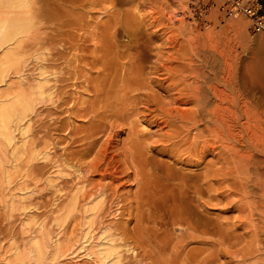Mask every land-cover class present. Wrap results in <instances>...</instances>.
Listing matches in <instances>:
<instances>
[{
	"label": "rangeland",
	"instance_id": "1",
	"mask_svg": "<svg viewBox=\"0 0 264 264\" xmlns=\"http://www.w3.org/2000/svg\"><path fill=\"white\" fill-rule=\"evenodd\" d=\"M261 1L264 4V0ZM113 3L115 4L116 0L114 2L112 0H48L46 15L49 20L47 25V33L49 32L47 38H49L42 42L44 44L40 43L24 51L25 61L20 67L18 76L12 75L8 82L0 87L2 96L7 97L5 94H8L7 98H10L15 93L34 91V87L37 88L41 84L43 90L46 89L47 95L45 97L47 100L37 102L35 112L33 111L35 114L32 113L29 122L24 123L23 131H21L23 133L15 134L21 151L24 147L22 152L24 158L21 157V162L13 165L9 160L10 155L7 154L2 159L3 166L0 165V264H8L11 250L20 246V243L21 246L27 243V239L30 241L32 236H29L32 232L34 235L35 231H37L36 235H46L45 232H47L48 237L50 233L49 238L52 240L55 238L53 242L56 241V244L59 240L58 244L62 247V257L56 258L60 263L58 260L52 262L50 259L47 264H105L94 253V246L100 242L101 232L109 235L108 239H111V243L113 241L112 244L117 247L120 256L117 264H139L140 258L137 259L128 248L133 245L139 247L141 241L142 243L145 241L144 245L142 244L145 246L150 238L157 239L159 234L156 236V233L155 235L151 233L156 237L147 234L151 227L147 223L149 220L146 215L153 204L149 207V204L143 200L146 203L144 206L142 200L136 199L138 194L136 191L140 189L137 186L139 182L135 174L145 169L140 166V168L143 167L142 170L136 171L139 156L135 158L136 154L133 152L137 150H140L147 159L154 158L157 165L153 164L151 167L160 166V169H166L164 164L166 163L173 166L174 168L171 169L178 173H190L188 174L190 176L192 173L201 174L199 184L201 186L206 184L205 188L207 187L208 191L203 197L201 196L202 198L196 197L198 201L196 199L193 203L199 202V204L197 203L198 208L196 206L194 208L199 210V206L203 205V207L200 206L199 212L204 213L207 210L203 215L206 216L208 213L207 217L210 216L209 219L213 223L220 222L214 223L215 225L218 223V225L222 224L223 228L236 229L237 235L241 232L245 236L249 234L240 227L239 222H242V225L249 224L243 223L244 217H249V214H253L254 211L246 209H244L246 211H240L239 207L245 203L241 200L248 202L251 197L248 198L245 195L246 198H242L243 195L240 197V194H237L240 189L235 186L236 183L229 187L230 182L232 184L231 180L235 179L231 176L226 177L227 171L222 169L226 166L223 167L224 163L220 162L221 160L216 161L219 158H216V152H218L214 147L216 143L214 146L211 144L215 142L212 141L213 137L206 134L209 136L204 135L201 140V136L199 138L196 136L198 139L196 142L193 136L197 131L192 132L193 130L188 127L190 132L186 130L184 125L189 123H185L181 116L176 114V110L188 114L198 112V104L191 100H194L193 95L198 87V90H203L207 94H210V88L218 87L219 91L222 90L225 95L230 93L228 95L231 96V85H234L237 73L243 70L250 57L254 56L258 61L255 63L259 66L264 62V43H262L264 32L252 35L251 23L245 17L225 18L220 13V3L217 0L213 1L215 6L213 5L209 11H201L189 0H124L123 5L120 6ZM262 14H264V8H262ZM49 28L52 29L49 31ZM144 47L146 53L143 51ZM141 48H143L142 51H140ZM138 51L141 55H146V60L142 61L137 54ZM254 58H252L253 63ZM210 100L211 103L214 101L212 98ZM230 100L225 102L226 107H231ZM241 106L243 107V104L239 101L237 108ZM131 111L137 114L133 115ZM129 112L133 115L132 117ZM125 115L129 119H124L128 120L127 122L122 117L127 118ZM91 119H94L93 123ZM94 122L98 123V127ZM168 122L175 125L169 126ZM102 123L106 124L105 130L108 125L113 129L108 126L103 132V125H99ZM90 124L96 127L93 125L89 127ZM100 126L101 132L99 129L96 131L101 134L92 129ZM88 128L90 132L87 131ZM91 132L96 133L97 136ZM88 133L92 134L91 137L95 135L93 140L91 139L92 142L89 140L91 137ZM176 133L177 135H174ZM187 139L190 142H187ZM207 140L208 142L205 143ZM122 143L127 145L125 152L120 148ZM89 144L93 145L89 147ZM208 144L213 146L208 149H212L215 155L208 149L201 150ZM129 152L135 154L133 158L138 161L137 163L135 161L136 164L133 163L132 158V162H129L131 155ZM108 162L112 163L111 166ZM103 163L106 164L105 167H108L105 168ZM124 164L133 167L132 170L131 167H128V170ZM16 165L17 167H14ZM97 167L103 169L98 168L97 172L95 170ZM109 167L112 170L118 167L116 169L118 174L115 173L116 180L115 177L113 179L102 178V175L100 177L99 171L103 172ZM146 174L145 172L144 175ZM203 176L205 184L202 181ZM137 177L139 178V175ZM142 177L140 178L144 180L148 176ZM225 179L227 182L224 181ZM142 180L141 184H143ZM232 187L238 190L232 191L236 192L235 194L228 192L230 188L232 190ZM239 192L242 194L241 191ZM83 194L91 196L92 199H89L90 201L87 199L86 203L80 199L82 202L80 205L79 201V210L95 207L96 212H88L86 215L78 210L70 220H67V224L62 226L56 223L70 197L75 195L82 197ZM135 195L136 198H134ZM228 203L229 206H226ZM139 214L142 217L145 216L147 219L140 217L147 221L139 218ZM236 216H239L240 220L235 219ZM241 216H244L242 221ZM88 222L91 224L92 231L90 237L86 238V242H83ZM146 223L149 228L145 226ZM138 227L148 228L147 231L145 230L146 234L144 232L147 238L135 233ZM178 228L176 226L175 229L172 228L173 230L169 229L174 233L172 232L168 238L164 234L167 235L169 230H165L164 233L161 229H155L154 232L157 230L162 232L159 235L162 237L161 241L168 242L167 244L162 242V245L166 244V248L163 246V251L161 243H158L159 237L156 241L150 239L147 246L137 249L138 256L143 257L146 260L145 263L149 262L148 264L190 263L188 260L191 252L187 250L193 248L190 249L193 251L198 246L201 248L202 245L183 244V237L182 241L177 238L182 231ZM241 228L243 231L240 230ZM54 232H57V235ZM127 232L128 234L132 232L130 236L135 233L138 239L144 238L141 241L139 239L140 242H133L134 240ZM138 232L140 234V231ZM51 233H54L56 237ZM127 237L129 239H126ZM248 237H244L245 242L248 241L246 240ZM216 238L210 239L215 242ZM179 240L183 245H179ZM151 241L154 244H149ZM155 242L161 246L158 247ZM123 244H125L124 247L119 248ZM241 244L245 243H240L239 249ZM214 246L212 244L214 249L220 248V246ZM206 247L212 248L211 244H206ZM234 247L236 249V246ZM156 248L161 249L160 252ZM180 252L183 253L182 256ZM208 254L204 253L201 256L206 257ZM200 257L197 263H200L202 259ZM194 263L195 261L190 264Z\"/></svg>",
	"mask_w": 264,
	"mask_h": 264
},
{
	"label": "bare ground",
	"instance_id": "2",
	"mask_svg": "<svg viewBox=\"0 0 264 264\" xmlns=\"http://www.w3.org/2000/svg\"><path fill=\"white\" fill-rule=\"evenodd\" d=\"M112 1L114 2V0H112ZM123 1L124 0H116V3L120 6V5H123ZM47 2H48V0H0V87L5 85L12 75L18 76V74L20 73V67L25 61L24 51H27V50L35 47L36 45H40V43L47 41L46 40L47 34H49V32L47 33V30H48L47 25H48V21H49L47 18L48 16L46 15L48 12V4H49V3L47 4ZM73 2H72V6L75 5ZM116 3L115 4L113 3V4L116 5ZM69 4H71L70 1H69ZM220 13H222L224 15V17L227 18L225 13L223 11H221V3H220ZM238 17H240V16H238ZM227 19H236V18H227ZM51 29L52 28H49V31ZM137 42H136V44H138ZM128 43H130V42H128ZM262 43H264V41H262ZM262 43H260V44H262ZM42 44H44V43H42ZM145 47H144V49L141 48L140 51H142V49H143V51H145V49L147 48V47L146 48ZM140 51H138L137 54L142 59V61L146 60V55L145 56L141 55ZM145 53H146V51H145ZM143 54H144V52H143ZM25 56H26V54H25ZM252 58H254V56L250 57V60H248L247 63L242 68L243 70H241L240 72L237 73V77L235 79L236 81L234 82V85H231V88H230L231 89V96L228 95L230 93H228V94L226 93L227 95H225V93L222 92V90L219 91L220 89H217L218 87L217 88L216 87L210 88V94H207L205 91L203 92V90H198L199 87L198 88L196 87L197 88V91L195 93L196 96L193 95V93H192L191 95H193V97H195V98H194V100L193 99H191V100L193 102L196 101L194 103L198 104V106H199L198 112H196V114H191V113L188 114L186 112H181L179 110H176V114L180 115L181 119L183 121H185V123H189V124L191 123V125L188 124L189 126L184 125L186 130H189V132H190V129H188V128H191V130H193L192 132L197 131L196 135L193 136V137H195V139L194 138H192V139H194L196 141V139L201 136L200 138L202 140V136L204 137V135H206V134H209L210 136L213 137V138L209 137V138L213 139L212 141H215L211 144H213V146H214V144L216 143L215 144L216 146H214V147L217 148V150H218V152L215 151L217 153L216 154L217 157L216 156H214V157L219 158V160H216V159L215 160L217 162L221 160L220 162H223L224 164H226V165H224L223 163H219L221 165L223 164V167L224 166L227 167V165H228V167H227L228 169L226 167L222 168V169H225L227 171L226 177L231 176L235 180H237V179L240 180V181L234 180L235 181L234 182L233 179L230 178V179H232L231 180L232 184L230 182L231 185L229 184V187H231L232 185H234L236 183L235 186H238L237 188L240 189L239 191H241L242 194L236 189V187H234V189L232 187V190L230 188L231 191L229 190L228 192H231V194L232 193L235 194L238 191L239 193L237 192V194H240V197H241V195H243L242 198L251 197L248 199L249 200L248 202L245 200L244 201L241 200L242 199L241 198L240 200L243 203L244 202L245 203L241 207H239L240 211L241 210H243V211H246V210L252 211L253 210L254 211L253 214L252 213L249 214V217L245 216L246 217L245 218L243 216L245 220L247 219V221H245L243 219V217L241 216V221L244 220L243 223H249V224H245V225L243 224L242 225V222H239V223H241L240 227H243L244 230L249 232V234L245 233V234H248L246 236H249L248 237L249 239L246 238V240H248V241H246V242L244 241L245 240L244 237H246V236L244 235L243 232H241L243 234L240 233L239 235H237V234H235L236 229L234 230V229L223 228L224 226L222 224L218 225V223H220V222H218L216 220L215 221L218 223H217V225H215L216 222H214L215 223L214 224L212 222V220L209 219L210 216L207 217L209 215L208 213L206 216L203 215L207 212V210H206V212L204 211V213L199 212V210L201 209L200 208L201 205L199 206V210L194 208L195 206L196 207L198 206L199 202H197L198 204L193 203V202H195V200L198 198V196L203 197L205 195V192L208 191V188L207 187L205 188L206 184H205L204 176H203L204 180L202 178V181H204L205 185L201 186L199 184V181H200L199 178L201 177L200 176L201 174L198 175L195 173V175H194L192 173L190 176V175H188L190 173H188V174L178 173V172H175L172 170L174 168L173 166L170 165L171 166L170 167L169 164H166L164 162H162V163H164L166 165V167H165L166 169H160L159 168L160 166L151 167V166H153V164L157 165L156 164L157 162L154 161L153 157L150 159H147V157L145 158L144 157L145 155L143 156L141 154L142 152L140 150L133 152L136 154L135 158L137 156H139L138 157L139 160L137 158V160L139 161V164H138L137 163L138 161H136V159L134 160V158H133L135 154H131L132 152L131 153L129 152L131 154V155L129 154L130 155L129 156V158H130L129 162H132L131 160L133 159V163H135V161H136L137 164L136 163L135 164L138 165L137 166L138 169L136 171L139 172L140 170H142L141 168H143V167L145 168L144 170L140 171L138 174L134 173L135 170L132 173H134L136 175L135 178H137L138 182H139L137 184V186L141 190L140 191L137 189V191H136L138 193L137 198H136V195L134 198L142 200L141 202L143 203L144 206L146 205V203H144V201H146L147 204H149V207H151L150 205L153 204V206H152L153 208L151 207V209L148 210V214L146 215V213H145L146 217L150 221V224H149V221L146 220L148 225H150L149 227L152 228V226L154 225L153 226L154 230L155 229H158V230L161 229L165 233L169 229L170 230L175 229L177 226V227H179L178 229L182 230L181 234L179 233L180 236L177 238H179L182 241V237H183V239H184L182 241L183 244L190 243L192 245L193 244L202 245L201 248H198L200 246H198V247L196 246L197 248L193 251H190V249H193V248H190L189 250H187V251L192 253V254L190 253V257L188 260V261H190V263H193L194 261H195V263H197L198 258L202 254L209 253L206 257L201 256L202 259L199 262L202 264H264V62H262V65H261V62H259L261 65V66H259V64H256V63H258L257 59L254 58L256 60V61L254 60V63L256 62L254 64L252 61ZM26 62H27V59H26ZM256 65H258V66L255 67ZM140 66H141V64H140ZM140 69H141V67H140ZM22 70L23 69H21V71ZM213 76H214V80H215L216 74ZM224 81H225V79H224ZM40 85L39 86L37 85L38 86L37 88H35L36 87L35 86L33 89L34 91L27 90L29 92L15 93L10 98H7L8 94H5V95H7V97H5V96H2L3 94L0 93V165L3 164L2 159L7 154L10 155L9 160L11 163H13V165H14V163L16 164L19 161L21 162V157H22V155H24L22 153L24 151L23 150L24 147L22 148V151H21V149H20L21 147H19L20 145L19 146L17 145L18 140L16 139L15 134L17 132L23 131L22 128L25 125L24 123L26 121L29 122L28 120L31 118L30 115L35 110V106H36L37 102L38 101L43 102V100L47 96L46 91H45L46 89L43 90V88H42L43 86H40ZM223 90H224V88H223ZM209 95L211 97H209ZM48 98H49V95H48ZM210 98L214 99V101H212V103L210 102L211 101ZM228 99L229 100L231 99L230 101L232 102V104H231V102H229L231 104V107L225 106V102L229 101ZM45 100H47V99H45ZM192 101H191V103H192ZM239 101L242 102L243 107L242 106H241V108L238 107L239 108L238 109L237 106L239 104ZM180 103L181 102H179V104ZM133 109H134V107H133ZM135 111H137V110H135ZM124 112L126 113V111H123V113ZM127 112H128V110H127ZM129 113H128V115L126 114L128 117L130 116L131 113H133V115H135L134 113L137 114V112H134V111H131L130 114ZM33 114H35V113H33ZM119 115H121V114H119ZM126 115H125V117H127ZM133 115L131 114V117ZM122 117H123V120L128 119V117L127 118H124V116H122ZM196 118H197V120H196ZM91 120H92L91 122L93 123L94 119H91ZM98 120H95V121L99 122ZM128 120H124V121L127 122ZM97 122H94V124ZM169 122H168L169 126L175 125V124L173 125V123L171 124ZM91 125H93V124H90L89 127ZM99 125H103L102 131L105 130L104 129V126L106 125L105 123H102ZM124 125H125V122H124ZM108 126H107V128H108ZM112 126H114V125H112ZM122 126H123V124H122ZM122 126H120V127H122ZM199 126H201V128H199ZM93 127H96V126L93 125ZM97 127H98V123H97ZM157 127H159V126H157ZM100 128H101V126L97 129H95V128H92V129H94L95 131L99 129L101 132ZM107 128H106V130H107ZM109 128L111 129L112 127L109 126ZM94 130H92V131H94ZM87 131L90 132L91 130L88 128ZM105 131H103V132H105ZM179 131L180 130H178V133L181 132V131L180 132ZM96 132H98V134H101L99 131H96ZM21 133H23V132H21ZM91 133H93V132H91ZM91 133H88L89 137L92 136ZM93 134L96 135V133H93ZM113 135L116 136L115 134H113ZM113 135H111V136H113ZM174 135H177V133ZM209 135H206V136H209ZM196 136H197V138H196ZM93 137L89 138V140L91 142L93 140L92 139ZM108 137H109V135H108ZM187 137L189 139L188 135H187ZM188 139H187V142H190V141H188ZM95 141H96V139H95ZM206 142H208V140L205 141V143ZM209 143H210V140H209ZM109 144L111 145V141ZM112 144H113V142H112ZM122 144L123 145L120 146V148L124 152L127 151L126 150L127 145H125V143H122ZM211 144H208L207 146H203L201 150L204 151L205 149L212 148L213 146ZM92 145L93 144H89V147ZM107 145H108V143L106 144V146ZM192 145H194V144H192ZM215 148L213 150H215ZM103 149H105V146ZM103 149H102V151H104ZM108 149H109V146H108ZM121 149H119V150H121ZM128 149H130V148H128ZM201 150H200V153H201ZM208 150H210V149H208ZM123 151H122V153H124ZM210 151H211V153H213L212 149ZM208 153H209V151H208ZM123 155H126V154H123ZM213 155H215V154L213 153ZM211 156H212V154H211ZM22 158H24V157H22ZM31 159H32V157H31ZM151 159H153L151 162H154L152 164L149 161ZM109 162H111V161H109ZM109 162H108V165L111 166L110 164H112V163L109 164ZM105 163L107 164V160L105 161ZM133 163H131V165ZM135 164L132 166H135ZM17 165L14 167H17ZM95 165L97 166V164H95ZM103 165H104V163H103ZM103 165H101V166L103 167ZM105 165H104V167H105ZM163 165H161L162 168H164ZM119 166H120V164H119ZM124 166L127 167V169L129 167L128 164L127 165L124 164ZM140 166H143V167L140 168ZM148 166L151 168H149ZM102 167H97V169H95V170L98 172V168L103 169ZM106 167H108V166H106ZM109 168H111V167H109ZM112 168H113V165H112ZM112 168L110 170L105 169L103 172L100 170L102 172L101 173L99 171L100 177H101V175L103 176L102 178L109 177V178L113 179V177H115L114 179L116 180V175L118 174L116 169H118V167L115 170H112ZM120 168H122V167L120 166ZM132 168L133 167H131L130 169L132 170ZM222 169H220V170H222ZM225 170H224V172H225ZM143 171H144V174H145V172L147 174L146 175L142 174ZM115 173H116V175H115ZM134 174H133V176H135ZM138 175H139V178L137 177ZM142 176H144V177L148 176V177H145V179L142 180V178H143ZM140 177H142V178H140ZM115 180H113V181H115ZM141 180L143 181V184L140 183ZM228 180H229V178H228ZM135 181H137V180H135ZM224 181L227 182L226 179ZM238 181H239V184L237 183ZM240 183H242V184H240ZM204 188L206 189L205 191L203 190ZM227 188H228V186H227ZM227 188H226V190H227ZM233 190H235L236 192L235 193L232 192ZM85 194L87 195V193H85ZM86 195L83 194L82 197H80V195H75L73 197H70V200L68 201L66 207H64L65 209L63 210V213H61V215H60L61 217H59V219L56 218V219H58V221L56 223L63 226L67 222V220H70V218L73 217V215L76 212H78V210L80 209L78 207L81 205L82 201L85 202L87 199L88 200L92 199L91 196H86ZM80 199H82V201H80ZM83 199H85V200H83ZM79 201H80V205H79ZM196 201H198V199ZM87 203H88V201H87ZM192 203H193V205H192ZM194 204H196V205H194ZM206 204L207 203H205V205ZM226 206H229V203ZM232 206H233V204H232ZM98 207L100 208V205ZM98 207H97V209H99ZM143 207H142V209H143ZM146 207L148 208V206H146ZM201 207H203V205ZM234 208H236V207H234ZM234 208L232 209L233 211L235 210ZM202 209H204V208H202ZM244 209H246V210H244ZM144 210L145 209H143V211ZM79 211L81 212L82 209ZM82 212H83V214L88 215L87 214L88 212H90V213L94 212L95 213L96 211H95V207H93L91 209H84L83 208ZM144 212H142V214ZM256 212H257V214H256ZM99 213H100V210H99ZM239 213H241V212H239ZM102 214H104V213H102ZM140 214H141V210H140ZM140 214H139V218L142 217V215H140ZM243 214H245V213H243ZM96 215L98 216L99 214L97 213ZM84 217H87V216H84ZM144 217L145 216H143L142 218L144 219ZM146 217H145V219H147ZM141 219H140V221L143 220V219L142 220ZM235 219H239V216L238 217L236 216ZM85 220H86V218H85ZM143 221H145V220H143ZM251 222H252V224H250ZM147 223L145 224V226L147 225ZM86 225H87V232H85V234H84L85 236H84L83 242H86V238L90 235V233L92 231L91 224L88 222V224H86ZM148 225H147V227H148ZM220 225L222 227H220ZM156 226H157V228H155ZM147 227H146V229H145V227H144V229H143V227L142 228L138 227L139 229H137V232L140 231V234H138L139 232L138 233L135 231L134 232L138 236L139 235L144 236V232L146 234V231L149 228V227L148 228ZM140 228L143 230L142 232H141ZM151 228H149V231H147V234L149 233L150 235H152V237H156L157 234L160 235L161 231L157 232L158 231L157 230L154 232V230L152 228V230H153V232H152ZM243 229L241 228L240 230L243 231ZM170 230L168 232H171ZM35 232H37V231H35ZM35 232H34V235L37 234ZM168 232H167V235H166V233L164 234L167 238L169 237L170 234L172 235L173 231L171 233H168ZM45 233L47 235V232H45ZM54 233L53 234L51 233V234L54 235ZM131 233H129V234H131ZM135 233L133 236L131 235L133 237L132 238L127 232V234L130 236V238L134 240V241L132 240L133 242L139 241V239H140V237L138 239L135 236L136 235ZM141 233H143V234H141ZM151 233H154V235L156 233V236H154ZM29 234H31V233H29ZM29 234L27 236H29ZM38 234H42V233H38ZM100 234H101L99 236L100 242L96 243V245L94 246V248H95L94 253H95L96 257L99 258L100 260H102L105 264H117L118 258L120 257L119 253L117 251V247H115V245L112 244L113 241L111 243V241H110L111 239L110 240L108 239L109 235L107 236L106 233H102V232ZM34 235L32 232V235L29 236V237L32 236L30 239V241L32 240L31 242L28 241V239H27V243H25V244L22 243L23 244L22 246L20 243V246L18 245L19 247L16 245L17 247H14V249L11 250V256H10V260L8 261V264H47L48 260L51 259L50 261L55 262L54 260H56V258L63 255L62 254V247L60 246V244H58L59 240L57 241V244L55 243L56 241L53 242V240L55 238L53 240L51 238H49L50 233H49V237H48V235L47 236L46 235L34 236ZM121 235H122V233H121ZM159 235H158V237H159ZM121 237H123V236H121ZM134 237L137 240H135ZM158 237H156L157 239H153L150 237L149 238L156 241V240H158ZM213 237L214 238L217 237L215 239L216 240L215 242L211 241V239ZM143 238H141V239H143ZM145 238H147V237H145ZM161 238L162 237H159L160 241H161ZM126 239H129V238L127 237ZM141 239H140V241H141ZM163 239H164V237H163ZM209 239H210V242H209ZM144 240H146V239H144ZM180 240L178 242L179 245L180 244L183 245L182 243H180ZM148 241L145 244L148 245ZM160 241L158 243L159 244L161 243V245H162L163 240L161 242ZM121 242H122V240H121ZM126 242H127V240H126ZM129 242H130V240H129ZM144 242L145 241H143V243ZM166 242H163V243H166ZM242 242L245 244H241V249H239L240 247L238 248V246H240L239 244ZM143 243L141 241V243H139L141 245L140 246L138 245L139 247H137V245L136 246L133 245L132 247L131 246L129 247L126 244V246H127L126 248L129 247L128 249H130V252L132 251L133 252L132 254H134V256L137 257V259L140 258L139 262L141 264H148L149 262L145 263L146 260L143 257L138 256L139 253H138L137 249L138 248L141 249V246H142V249H143V247L147 246V245L143 246L144 245ZM149 244H154V243H152V241H151V243H149ZM155 244H156V242H155ZM159 244H156V245H158V247H159V246H161ZM166 244L162 245V247L165 246V248H166ZM206 244H211V247H212V244H214L215 246H220V248H218V247L216 248L215 246H214L215 249L213 247L209 248V247H206ZM117 245H119V244H117ZM124 245L125 244L119 246V248L124 247ZM128 245H130V243ZM156 245H154V246L156 247ZM242 245H244V246H242ZM234 246H236V249ZM188 247H189V244L187 245V248ZM157 248H156V250H157ZM242 248H243V250H242ZM232 249H235V250L233 251ZM160 250L158 249L157 251L160 252ZM181 250H182V248H181ZM163 251H164V247H163ZM183 252H185V250H183ZM182 254L180 252L181 256H182ZM183 257H184V255H183ZM131 259L132 258H130V260ZM186 261L187 260H185V262ZM191 261H193V262H191ZM59 263H60V261H59ZM190 263H188V264H190ZM200 263H197V264H200ZM184 264H187V262Z\"/></svg>",
	"mask_w": 264,
	"mask_h": 264
},
{
	"label": "built area",
	"instance_id": "3",
	"mask_svg": "<svg viewBox=\"0 0 264 264\" xmlns=\"http://www.w3.org/2000/svg\"><path fill=\"white\" fill-rule=\"evenodd\" d=\"M201 11H209L213 8V0H189ZM221 3V11L227 18L245 17L250 21V31L253 35L264 32V14H262L261 0H218ZM192 5V6H193ZM215 6V5H214Z\"/></svg>",
	"mask_w": 264,
	"mask_h": 264
}]
</instances>
